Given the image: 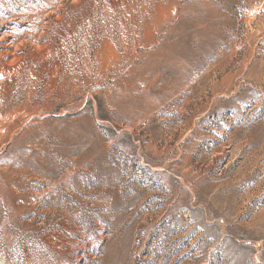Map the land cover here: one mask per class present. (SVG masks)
<instances>
[{
    "label": "rangeland",
    "instance_id": "374dc122",
    "mask_svg": "<svg viewBox=\"0 0 264 264\" xmlns=\"http://www.w3.org/2000/svg\"><path fill=\"white\" fill-rule=\"evenodd\" d=\"M0 264H264V0H0Z\"/></svg>",
    "mask_w": 264,
    "mask_h": 264
}]
</instances>
